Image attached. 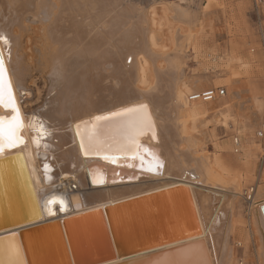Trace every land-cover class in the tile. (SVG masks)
Returning a JSON list of instances; mask_svg holds the SVG:
<instances>
[{
    "label": "bare ground",
    "instance_id": "1",
    "mask_svg": "<svg viewBox=\"0 0 264 264\" xmlns=\"http://www.w3.org/2000/svg\"><path fill=\"white\" fill-rule=\"evenodd\" d=\"M155 1L0 0V37H6L0 52L24 125L18 132L23 143L9 148L4 142L0 152V217L14 218L22 210L28 215L0 234L58 220L30 234L32 254L42 259L66 246L70 257L62 223L70 217L73 234L88 242L90 234L107 231L114 249L107 206L115 239L133 247L94 264H243V258L264 264V169L243 189V175L230 173L233 159L220 154L231 143L217 141L210 154L199 128L206 116L240 107V73L231 69L225 77L227 101H217L226 93L190 99L195 91L216 88L188 73L186 55L200 41L197 33L207 26L204 12L212 0ZM251 83L245 92L255 102L257 87ZM34 85L36 107L24 93ZM113 112L123 115L103 122L110 131L99 139L111 144L132 130L142 134L143 163L108 149L84 155L76 125L87 144L91 128L84 123ZM12 115L0 106V116ZM36 117L49 135L40 137L31 127ZM145 148L159 157L161 168L147 170L155 161ZM105 154H118L116 163L128 165L106 163L98 157ZM94 177L104 182L94 183ZM141 195L146 196L134 198ZM241 197L246 219L238 208ZM127 199L133 200L115 204ZM4 237L0 257L17 264L16 242Z\"/></svg>",
    "mask_w": 264,
    "mask_h": 264
},
{
    "label": "rangeland",
    "instance_id": "2",
    "mask_svg": "<svg viewBox=\"0 0 264 264\" xmlns=\"http://www.w3.org/2000/svg\"><path fill=\"white\" fill-rule=\"evenodd\" d=\"M159 1L156 0L155 3ZM205 3V0H201V4ZM158 11L161 10L158 8ZM204 16L208 22L197 33L196 41H200L196 42L195 49H188L186 52L187 71L189 74L205 77L209 83L207 87H224L226 94L217 98V101H227L228 87L224 80L229 70L233 69L240 73L239 91L242 95L239 108H224L221 109V114H211L202 120L199 128L204 130L206 136L203 148L213 154L217 141L219 144L223 140L231 143L228 149L225 148L229 151L223 148L220 154L223 157L229 154V159H233L235 165L229 169L230 173L243 175V189H246L248 184L253 183L251 179L254 181L256 175L264 169V144L262 139L256 137L258 130H264V0H258L257 3L253 0H212ZM242 63H246V68L241 66ZM248 82L257 87L258 98L255 102L248 100L245 92ZM37 85L42 90V83ZM24 90L28 95L25 100L31 101L30 105L36 104L37 86H28ZM39 104L40 102L33 107ZM26 105L28 107V103ZM222 113L226 116L225 126L222 124L225 118L220 116ZM236 136L240 138L241 146L237 152H233L235 146L232 138ZM242 197L238 208L246 219L247 204ZM236 262L238 264V260ZM249 262L243 258V264H250Z\"/></svg>",
    "mask_w": 264,
    "mask_h": 264
},
{
    "label": "water",
    "instance_id": "3",
    "mask_svg": "<svg viewBox=\"0 0 264 264\" xmlns=\"http://www.w3.org/2000/svg\"><path fill=\"white\" fill-rule=\"evenodd\" d=\"M140 135L142 134H137L136 138L139 139ZM103 156L104 155H99L98 157H100V159L106 163H109V162L112 163L109 160H105ZM116 156L119 157L120 155L116 154ZM127 162L128 161L126 162L121 161V162H118V163L115 162L112 164L114 165L116 164L118 166H123V165L126 166L128 165ZM150 194H156V193L154 192ZM142 196H146V195H141L139 197H134V198H141ZM130 200H133V199H127L126 201H121L115 204H120L122 202H130ZM108 208L109 207L106 206L104 210H105L106 217L108 219V225H109V228L112 234L111 237L114 241L113 242L114 249L107 235V231H106V234H102L99 232H97L96 234H90L91 239L88 242H86V239H84L82 235H77V231H74V234H75L74 236V234L72 233V230H73L72 225H71V228L67 226L66 221H68L69 220L68 218H70V217H67L62 220V223H63V229L66 234L67 242H68V247L70 249V257L68 255V250L66 246L64 247L60 246V249L59 247H57L58 254L52 253L55 256L51 255L50 253H46V256L44 255L43 258L40 259V258H37L34 254H32V252H34L33 250L34 248H33V245L31 244V239L29 238L31 236L30 234H33L36 230H39V228H43L45 225L49 223H53L57 225L59 224L58 220H53V221H50L49 223L45 222L41 224H34V225L22 227L21 229L18 230V234L15 233V231L13 230L0 234V247L2 246V250L0 249V251L4 253V250H5L3 248V243H2L4 241V238H6L4 236H11V239H13L14 242H16V247H17L16 262L17 264H94V263L106 261V260L113 258L116 255L114 250H116V253L120 256L122 253H126V251H131L133 245L129 246L128 244L127 246L123 247L124 245L122 241H119V240L117 241L115 239L114 230L112 228L111 220L108 215ZM95 210H98V209H95ZM27 217H28L27 213L23 210L17 216H14V218L13 217L12 218L11 217L10 218L0 217V229L23 223L27 219ZM29 218H30V215H29ZM162 235L163 237L165 236L164 234ZM76 238H77V245H75L74 243ZM81 238L83 239L82 241H81ZM166 238L168 239V237ZM18 242L20 243V247H22V251H21V248L19 249ZM132 244H135V243H132ZM136 248H140V245H138ZM52 256H54L55 259ZM5 262H6V257L5 256L4 258L0 257V264H6Z\"/></svg>",
    "mask_w": 264,
    "mask_h": 264
},
{
    "label": "snow or ice",
    "instance_id": "4",
    "mask_svg": "<svg viewBox=\"0 0 264 264\" xmlns=\"http://www.w3.org/2000/svg\"><path fill=\"white\" fill-rule=\"evenodd\" d=\"M0 39H5L6 37H0ZM0 106H3L5 109H11L14 115L11 118H6L4 116H0V152L4 151V142L7 143V147L12 148L17 146L19 143H23L22 138L19 137L18 132L23 128V119L19 108L15 101L14 90L11 84V79L7 71L5 59L3 53L0 52ZM146 107V106H141ZM124 112H130L132 109H125ZM123 115L122 112H113L104 116H96L94 118L95 122H85V129L91 128L89 143H85L84 135L80 132L81 125L77 124V134L81 136L80 146L84 152V155L87 156L90 153L94 152L95 154H100L105 149L114 150L116 153L121 154H130L133 159L140 158L142 163L144 157L140 155V149L143 147L136 138V133L132 130L131 135H126L123 141L115 140L111 144H105L102 142L99 137L110 131L109 129H105L103 127V122L111 121L115 117H119ZM35 122L31 123V127L38 131L39 136L43 137L49 135L50 133L47 131L44 122L41 121L38 117L34 118ZM34 142L37 144V147L40 146V139L38 137H34ZM145 153H147L152 160L155 161L154 166H149L148 171H153L154 168L158 170L161 168L162 162L159 160L158 156H155L151 149L145 148ZM105 160H109L115 163L118 159V156L105 154L103 156ZM47 169V166H46ZM94 183H102L103 179L97 180L95 177L93 178Z\"/></svg>",
    "mask_w": 264,
    "mask_h": 264
},
{
    "label": "built area",
    "instance_id": "5",
    "mask_svg": "<svg viewBox=\"0 0 264 264\" xmlns=\"http://www.w3.org/2000/svg\"><path fill=\"white\" fill-rule=\"evenodd\" d=\"M255 3L258 2V0H253ZM263 82H264V76H263ZM225 94V88L224 87H216V88H207L204 90H200V91H195L190 95V99H199V100H203V101H207V100H211L214 96H223ZM263 130H259L258 133L256 134V136L260 137V138H264L263 135ZM233 142H234V146H235V152H237L239 150V142L237 137L233 138ZM263 144H264V140H263Z\"/></svg>",
    "mask_w": 264,
    "mask_h": 264
}]
</instances>
